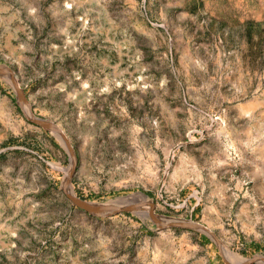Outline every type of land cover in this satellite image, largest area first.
<instances>
[{
	"label": "rangeland",
	"instance_id": "rangeland-1",
	"mask_svg": "<svg viewBox=\"0 0 264 264\" xmlns=\"http://www.w3.org/2000/svg\"><path fill=\"white\" fill-rule=\"evenodd\" d=\"M0 66V264H264V0H0Z\"/></svg>",
	"mask_w": 264,
	"mask_h": 264
},
{
	"label": "water",
	"instance_id": "water-1",
	"mask_svg": "<svg viewBox=\"0 0 264 264\" xmlns=\"http://www.w3.org/2000/svg\"><path fill=\"white\" fill-rule=\"evenodd\" d=\"M0 73H8L10 75L11 81L13 83V87H14L15 92H16L17 102L20 104L22 102V99H23V94H22V91L19 88L16 80L14 79L12 71L9 68H6L4 66H0ZM25 115H26V118L28 120H30L31 122H33V123H36V124H38V125H40L42 127H45V128L52 129V130H54L56 132L60 131L61 136L63 137V139L65 141L66 147H67L71 157L72 158L74 157L73 153H72L71 146H70L68 140L66 139V137L64 136V134L61 132V130L58 127H56L55 125H53V124H51V123H49V122H47V121H45V120H43L41 118L31 117V116H28L27 114H25ZM69 197H70V199L72 200V202L75 205L79 206L80 208H82L85 211L93 212L95 214H104V212H102L104 210V207H102V206H98V205L95 206V205L80 201L79 199H76L74 197H71V196H69ZM118 210H120V208H115L112 212H115V211H118ZM168 224H172V225H181V224H183V225H186V226H195V227H199V228L205 230L206 232H209V233L212 234V232L209 229H207L205 226H202V225H200L198 223H174V222H171V223H168ZM165 225H167V223H165Z\"/></svg>",
	"mask_w": 264,
	"mask_h": 264
},
{
	"label": "bare ground",
	"instance_id": "bare-ground-1",
	"mask_svg": "<svg viewBox=\"0 0 264 264\" xmlns=\"http://www.w3.org/2000/svg\"><path fill=\"white\" fill-rule=\"evenodd\" d=\"M57 132H59V133H60V131H57ZM60 136H61V133H60Z\"/></svg>",
	"mask_w": 264,
	"mask_h": 264
}]
</instances>
